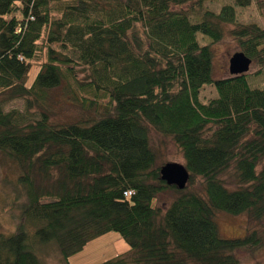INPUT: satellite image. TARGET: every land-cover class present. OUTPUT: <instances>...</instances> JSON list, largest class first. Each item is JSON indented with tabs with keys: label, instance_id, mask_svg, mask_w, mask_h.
Wrapping results in <instances>:
<instances>
[{
	"label": "trees",
	"instance_id": "16d2710c",
	"mask_svg": "<svg viewBox=\"0 0 264 264\" xmlns=\"http://www.w3.org/2000/svg\"><path fill=\"white\" fill-rule=\"evenodd\" d=\"M206 1L0 0V155L19 210L0 230V264H42L49 243L71 264L109 231L128 250L97 264H239L237 249L264 243V86L215 78L212 45L229 33L261 73L264 26L236 6L264 15V0ZM56 91L79 117L53 119ZM15 99L24 109L5 108ZM151 129L182 153L184 188L161 178ZM166 190L168 206L153 204ZM218 212L261 226L224 237Z\"/></svg>",
	"mask_w": 264,
	"mask_h": 264
},
{
	"label": "rangeland",
	"instance_id": "374dc122",
	"mask_svg": "<svg viewBox=\"0 0 264 264\" xmlns=\"http://www.w3.org/2000/svg\"><path fill=\"white\" fill-rule=\"evenodd\" d=\"M234 0H207L204 4L205 7L219 11L224 4H234ZM184 8L189 7V4H184ZM237 15L238 20L243 22H257L261 26H264V15L259 12L254 3L245 6L238 7ZM200 42L207 43L208 38L202 36L200 33ZM214 57H213V71L215 78L228 77L229 72V59L235 52L240 51L237 41L229 33H226L224 37L218 42L212 44ZM40 66L38 64H32L28 75V84H30L35 75L39 71ZM260 66L256 64L254 60L250 65L249 73L250 84L254 87L264 86V69L261 73H257ZM257 73V74H256ZM204 98L216 96V88L208 86L204 90ZM59 91L54 93L55 103L53 102V110L55 112L53 116L54 120L71 121L79 117L82 110L70 101H65ZM25 102L23 99H15L9 102L5 108H20L24 109ZM150 143L158 154L157 164L162 166L168 162H178L184 164L182 153L177 147L176 143L170 137L164 136L159 132L151 129L150 131ZM15 165L3 158L0 155V230H8L14 227V223L11 220L10 210L19 213L17 206L13 203L15 195L13 193V184L16 176ZM175 192L172 190H166L159 193L153 204L159 205L163 208L168 206V203L174 198ZM218 228L222 236L224 237H240L244 236L254 228L259 229L261 224L252 221L246 214L233 215L226 212H218L216 215ZM119 232L109 231L98 237L93 238L87 242L84 247L73 254L68 261L71 264H97L108 258L115 257L116 255L126 252L128 250V243L121 238ZM238 257L239 264H264V243L253 248H239L235 252ZM42 264H61L60 255L57 251V247L54 243H49L43 246V250L39 253Z\"/></svg>",
	"mask_w": 264,
	"mask_h": 264
},
{
	"label": "water",
	"instance_id": "95a60500",
	"mask_svg": "<svg viewBox=\"0 0 264 264\" xmlns=\"http://www.w3.org/2000/svg\"><path fill=\"white\" fill-rule=\"evenodd\" d=\"M252 59L244 54L243 51H237L229 59V72L231 75H240L250 69ZM184 164L178 162H168L161 166V178L169 185H175L178 188H184L187 184L189 173Z\"/></svg>",
	"mask_w": 264,
	"mask_h": 264
},
{
	"label": "built area",
	"instance_id": "2783aa9c",
	"mask_svg": "<svg viewBox=\"0 0 264 264\" xmlns=\"http://www.w3.org/2000/svg\"><path fill=\"white\" fill-rule=\"evenodd\" d=\"M130 193H131V191H126L125 195H126V194H130Z\"/></svg>",
	"mask_w": 264,
	"mask_h": 264
}]
</instances>
